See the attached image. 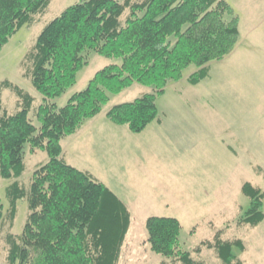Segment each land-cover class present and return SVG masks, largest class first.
Here are the masks:
<instances>
[{"label": "trees", "instance_id": "1", "mask_svg": "<svg viewBox=\"0 0 264 264\" xmlns=\"http://www.w3.org/2000/svg\"><path fill=\"white\" fill-rule=\"evenodd\" d=\"M50 6L51 0H0V54L23 28L40 23ZM239 39V17L227 0H83L46 24L23 62L25 77L44 101L34 113L39 127L31 119L35 99L9 81L0 83V177L16 180L7 188L13 219L21 200H27L30 212L22 235L9 236L8 264H119L132 221L128 206L89 172L69 164L62 140L101 114L112 95L135 84L152 92L114 106L107 118L143 133L161 122L158 100L170 84L194 65L198 70L188 81L199 85L209 77V64L230 56ZM86 52L120 63L97 72L64 107L50 104L77 84ZM6 90L21 100L14 114L3 106ZM28 146L31 153H47L49 160L36 169L26 190L18 179L26 172ZM242 192L250 199L242 223L257 227L264 222V192L251 183ZM3 220L0 197V226ZM146 229L157 255L204 264L181 251L178 219L150 217ZM221 235L201 243L196 253L205 247L223 264H243L233 250L245 251L244 243Z\"/></svg>", "mask_w": 264, "mask_h": 264}, {"label": "rangeland", "instance_id": "2", "mask_svg": "<svg viewBox=\"0 0 264 264\" xmlns=\"http://www.w3.org/2000/svg\"><path fill=\"white\" fill-rule=\"evenodd\" d=\"M81 1L51 0L40 23L23 28L0 54V83L9 81L35 99L31 119L38 127L34 113L44 101L25 77L23 62L44 26ZM227 1L239 17L236 49L223 61L209 64V77L199 85L188 81L198 70L194 65L180 82L170 84L158 100L161 126L155 122L146 132L134 134L107 118L114 106L152 92L135 84L112 95L101 114L83 123L82 129L91 124L81 130L88 136L85 148L75 144L77 136L62 140L68 163L102 181L128 206L132 221L119 264H183L152 251L146 229L150 217L178 219L181 251L191 252L195 261L223 264L214 250H195L203 242L213 243L220 232L224 241L244 243L245 251L233 250L243 264H264V222L257 227L242 223L250 205L243 185L251 183L264 192V0ZM129 15L128 9L122 23ZM84 58L87 63L77 84L50 104L64 107L97 72L120 63L94 52ZM2 100L9 114L20 109L15 92L4 91ZM48 160L47 153H31L26 147V172L18 179L24 189L29 190L34 172ZM15 181L0 177V264H8L9 236L22 235L30 214L27 200H21L13 219L7 188Z\"/></svg>", "mask_w": 264, "mask_h": 264}, {"label": "crops", "instance_id": "3", "mask_svg": "<svg viewBox=\"0 0 264 264\" xmlns=\"http://www.w3.org/2000/svg\"><path fill=\"white\" fill-rule=\"evenodd\" d=\"M160 120H161V122H156L159 126H161V124H163L162 122H163V120H162V118L160 117ZM155 123V122H154ZM154 123H152L144 132H146L148 129H150L151 127H152V125L154 124ZM87 127H83V129H90L91 127V124H88V125H86ZM82 128L75 134V135H73V136H77L76 138H75V144L76 145H80V146H83L84 148H85V146H87L88 145V140H87V138H88V136H84V133L81 131V130H83ZM91 131V130H90ZM143 132V133H144ZM72 137V136H71ZM64 148V147H63ZM65 152V151H64ZM64 155H65V153H64ZM66 158V157H65ZM136 162V161H135ZM134 169L136 170V168L134 167ZM102 182V181H101ZM103 183V182H102ZM106 185V184H105ZM107 186V185H106ZM108 187V186H107ZM110 189V188H109ZM111 190V189H110ZM112 191V190H111ZM113 192V191H112ZM114 193V192H113ZM115 194V193H114ZM117 195V194H116ZM118 196V195H117ZM119 197V196H118ZM120 198V197H119ZM121 199V198H120ZM122 200V199H121ZM123 201V200H122ZM124 202V201H123ZM125 203V202H124ZM126 204V203H125ZM127 205V204H126Z\"/></svg>", "mask_w": 264, "mask_h": 264}]
</instances>
